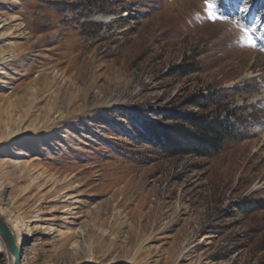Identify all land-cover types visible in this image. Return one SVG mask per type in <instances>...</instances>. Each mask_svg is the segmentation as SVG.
Listing matches in <instances>:
<instances>
[{
  "label": "rangeland",
  "instance_id": "374dc122",
  "mask_svg": "<svg viewBox=\"0 0 264 264\" xmlns=\"http://www.w3.org/2000/svg\"><path fill=\"white\" fill-rule=\"evenodd\" d=\"M219 10L229 19L204 0H0V215L20 264H264V0ZM190 114L233 137L169 155L165 130Z\"/></svg>",
  "mask_w": 264,
  "mask_h": 264
},
{
  "label": "trees",
  "instance_id": "16d2710c",
  "mask_svg": "<svg viewBox=\"0 0 264 264\" xmlns=\"http://www.w3.org/2000/svg\"><path fill=\"white\" fill-rule=\"evenodd\" d=\"M185 119L189 127L182 125L165 130L168 141L161 143L160 148L165 149L169 155L183 153L211 156L220 152L226 141L233 137V127L227 119L195 114H190Z\"/></svg>",
  "mask_w": 264,
  "mask_h": 264
},
{
  "label": "snow or ice",
  "instance_id": "6c2138e0",
  "mask_svg": "<svg viewBox=\"0 0 264 264\" xmlns=\"http://www.w3.org/2000/svg\"><path fill=\"white\" fill-rule=\"evenodd\" d=\"M204 4L206 14L210 21L215 22L217 20L229 19L228 16H226L219 10V0H204ZM247 11L248 9L246 7H240L238 9L239 13H246ZM234 22L241 28V31L243 32L241 41L246 45L255 47L257 44L255 36L257 26L255 24L249 25L245 23L244 19L242 17H239V15L234 18ZM261 38H264V34H261Z\"/></svg>",
  "mask_w": 264,
  "mask_h": 264
},
{
  "label": "water",
  "instance_id": "95a60500",
  "mask_svg": "<svg viewBox=\"0 0 264 264\" xmlns=\"http://www.w3.org/2000/svg\"><path fill=\"white\" fill-rule=\"evenodd\" d=\"M0 234L7 242L9 251L16 255V260L14 264H20L21 262V250L17 245L15 234L10 230L8 225L4 222L3 218L0 215Z\"/></svg>",
  "mask_w": 264,
  "mask_h": 264
},
{
  "label": "bare ground",
  "instance_id": "6f19581e",
  "mask_svg": "<svg viewBox=\"0 0 264 264\" xmlns=\"http://www.w3.org/2000/svg\"><path fill=\"white\" fill-rule=\"evenodd\" d=\"M125 14H129V13H125ZM124 14V15H125ZM115 18V16H104V15H98L95 19L97 20V21H106V22H109V21H111L112 19H114ZM63 45V44H62ZM61 47V46H60ZM84 49V48H83ZM82 54V53H81ZM81 54H80V56H81ZM74 56H76V55H74ZM74 97V96H73ZM75 98H76V96H75ZM70 102V101H69ZM259 155V154H258ZM261 158V157H260ZM262 165L263 167H264V158H262L261 159V161H259V165ZM260 165V166H261ZM260 169H262V168H260ZM262 175L263 174H258V177H259V179L261 180V178H262ZM261 177V178H260ZM263 185V184H262ZM258 189V188H257ZM176 205V204H175ZM174 207V206H173ZM162 216H163V214H161L160 216H159V219H162ZM1 239H2V241L3 242H5L4 240H3V238L1 237ZM16 239V242H17V245H18V247L20 248V250H21V256H22V252H23V241H22V239H21V237H20V235L18 234V236H17V238H15ZM7 245V244H6ZM8 247V246H7ZM9 249V248H8ZM11 253V252H10ZM11 264H14V262H15V260H16V255L15 254H13V253H11Z\"/></svg>",
  "mask_w": 264,
  "mask_h": 264
}]
</instances>
